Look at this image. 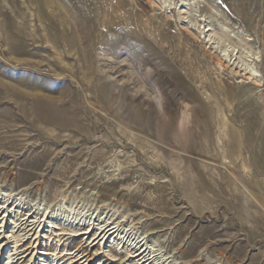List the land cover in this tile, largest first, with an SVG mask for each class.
Here are the masks:
<instances>
[{"label":"rangeland","instance_id":"obj_1","mask_svg":"<svg viewBox=\"0 0 264 264\" xmlns=\"http://www.w3.org/2000/svg\"><path fill=\"white\" fill-rule=\"evenodd\" d=\"M50 1L0 0L12 220L112 229L92 264H264V0Z\"/></svg>","mask_w":264,"mask_h":264},{"label":"bare ground","instance_id":"obj_2","mask_svg":"<svg viewBox=\"0 0 264 264\" xmlns=\"http://www.w3.org/2000/svg\"><path fill=\"white\" fill-rule=\"evenodd\" d=\"M36 3L43 4L45 7L50 8L52 3L50 0H34ZM149 1V0H144ZM187 1V4L184 6H191L192 0H184ZM196 1V0H195ZM195 5H199V2H195ZM175 4V3H174ZM193 4V3H192ZM145 11V10H144ZM141 15L145 16V12L141 11ZM221 30V29H220ZM208 32L210 30H207ZM217 34V33H215ZM215 36V35H214ZM217 41L222 43H230L232 41L233 35L231 32L228 31H220L217 35ZM225 45V44H224ZM222 46V45H221ZM214 49V48H213ZM218 49V48H217ZM220 49V48H219ZM227 49V48H226ZM219 57V55L217 56ZM218 59V58H217ZM219 60V59H218ZM221 61V60H220ZM222 63V62H221ZM223 65V63H222ZM255 72H250V77L256 76ZM255 78V77H254ZM159 100V98H157ZM187 115L182 113L180 124L184 126L186 122ZM206 182L209 185L213 186L214 176L205 175L204 176ZM7 204V203H6ZM5 203L0 202V230L6 228L10 223L12 228H17L16 232L19 231V234L16 235L13 231L11 235H5L4 231L1 230L0 232V256L2 253L5 252L7 249L9 250L6 253V256L0 258V264L4 260L7 261L6 264H14L13 263V256L20 255V259L22 260L21 264H36L37 262H43L44 264H52L49 263L47 260L48 257H55L58 261H61L60 264H92L95 262L96 259L102 254V252L97 253L99 250H102L103 246L111 240V237L114 235V232H111L112 229L106 228H98L91 230V233H87V229L83 233H69L66 234L64 231L62 233H50V234H42L40 231L37 232L41 222L39 219H36L30 216H25L22 222L17 223V221L12 220L9 212L8 206ZM22 233V234H20ZM86 239H82L84 241L81 245L76 246L73 251L65 252L68 243L66 241L68 239H72L74 237L85 236L87 235ZM68 236V238H64V236ZM98 246L96 253L87 252L89 248H94ZM61 249V250H60ZM145 251H141L140 248L127 255V260H130V264H153L148 258L147 255L144 253ZM56 253V254H55ZM5 254V253H4ZM108 259L114 258L112 255H107ZM16 258V257H15ZM14 258V259H15ZM19 258V257H17ZM41 259V260H40ZM52 259V258H51ZM26 260V261H25ZM155 260V259H154ZM36 261V262H35ZM17 263V261L15 262Z\"/></svg>","mask_w":264,"mask_h":264}]
</instances>
